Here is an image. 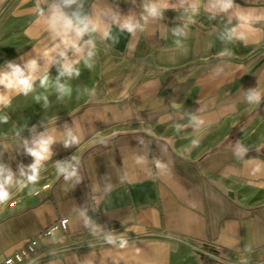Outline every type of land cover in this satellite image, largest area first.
Segmentation results:
<instances>
[{
  "label": "crops",
  "instance_id": "obj_1",
  "mask_svg": "<svg viewBox=\"0 0 264 264\" xmlns=\"http://www.w3.org/2000/svg\"><path fill=\"white\" fill-rule=\"evenodd\" d=\"M156 2L78 0L100 26L80 41L94 63L59 77L71 88L61 98L64 49L51 51L59 37L47 21L62 0H0V72L39 66L27 96L0 85L10 98L0 105V167L16 203L0 208V264L32 239L39 256L27 264H264V18L243 40L226 34L235 14L264 17V0L215 14L196 0L191 21V0H163L162 18L145 11ZM129 17L140 25L132 34L121 31ZM257 89L258 104L247 99ZM49 136L38 184L21 189L36 162L28 148ZM57 162L76 174L58 175ZM62 218L67 229L51 231Z\"/></svg>",
  "mask_w": 264,
  "mask_h": 264
},
{
  "label": "clouds",
  "instance_id": "obj_2",
  "mask_svg": "<svg viewBox=\"0 0 264 264\" xmlns=\"http://www.w3.org/2000/svg\"><path fill=\"white\" fill-rule=\"evenodd\" d=\"M73 4H77V9L70 14L64 11L65 7H69ZM169 5L163 0H158L156 3H150L145 5V11L148 16L153 18H162L163 11L167 9ZM235 6V0H210L209 4L206 6V10L209 12L219 13V12H228L229 9H233ZM53 12L47 21V30L52 33L53 39L55 40L59 37V44L55 45V47L51 51H55L56 49L63 48V51H60V56L63 57L64 63L60 64L58 69L59 76L57 77V86L56 90L60 93L61 98L64 95L71 94V88L67 84L59 83V77L67 76L71 78L74 74L75 76L80 75L79 68L76 67L83 60L85 67L92 68L94 63L95 52L93 50L87 51L86 55L84 54V49L80 44V41L83 39L85 35H91L95 33L99 29V24L93 22L87 15H82L83 5L78 3V0H62V5H53ZM200 11V4L196 2V0H191L188 9H185V14L188 20H192L194 16L198 15ZM40 16H43L44 10L39 9ZM146 19V17H142ZM235 18L238 20L236 26L226 29L227 38L231 40L233 36L243 40L245 38V32L251 29L252 24L264 17L254 16L248 13H240L235 14ZM229 23H231V18L229 19ZM140 25L138 22L134 23L132 18H127L121 26V31L127 30L128 33H135L137 28ZM187 27V25H185ZM185 33L183 29L174 30L175 36H183ZM103 35L105 37H110L109 31H104ZM85 43L92 45L94 48V42L89 39ZM177 44L180 43L179 40L176 41ZM71 50L76 56L77 59L68 60L67 51ZM47 56L48 53H45ZM220 55H223L221 53ZM59 63V62H57ZM11 68V72H0V85H3L6 89L15 90L18 94H23L27 96L29 93L33 92L34 82L38 78L35 74L39 70V66L37 60L33 59L28 62L26 65L27 75L25 74V69H22L20 66L9 64ZM40 86L47 88L49 83V74L47 69L44 72V75L39 77ZM260 91L257 89L251 95L247 97L249 101H252L256 104L260 101ZM36 99H40L39 96ZM47 98L45 97V100ZM10 104V98L8 95L0 93V105H4L7 107ZM193 119H195L193 117ZM7 116H0V122L7 123ZM179 125H177V129H179ZM53 142V137L49 136L47 138H41L38 141H35V148H28V152L30 155L35 157L36 162L31 165L30 173L25 177V182H20V188L27 187L28 185L35 186L38 184L40 180V171L41 164L40 162L46 160L50 156L49 145ZM73 143H79V140L74 136L72 138ZM25 143H27L25 141ZM193 145L197 144L196 140L192 141ZM67 146V144H66ZM247 151V149H240L238 154L242 155L243 152ZM76 157H73L75 159ZM69 166L67 163H56V172L57 174H65V179H68L70 176L75 175V171L69 172ZM3 168L0 167V208L4 207L13 199V195L9 190V186L13 184L12 173L9 171L7 176H3ZM23 175V173H22ZM38 189L33 187V189L29 192V195H34ZM63 223H67V221H63ZM108 243H114V240L111 237H108ZM126 241H121V247L126 245Z\"/></svg>",
  "mask_w": 264,
  "mask_h": 264
},
{
  "label": "built area",
  "instance_id": "obj_3",
  "mask_svg": "<svg viewBox=\"0 0 264 264\" xmlns=\"http://www.w3.org/2000/svg\"><path fill=\"white\" fill-rule=\"evenodd\" d=\"M50 183H46L43 186V189H49ZM15 201H9L7 207L12 208L15 205ZM63 221H67V223H63ZM68 218H62L58 221V223L51 229V231H65L68 225ZM203 252V251H202ZM47 255L46 253L41 254L40 256ZM35 256H39L38 251V242L37 239L29 240L21 249L18 251L4 256L1 264H27L31 259Z\"/></svg>",
  "mask_w": 264,
  "mask_h": 264
}]
</instances>
